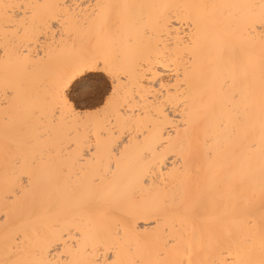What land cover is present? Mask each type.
I'll return each mask as SVG.
<instances>
[{
  "label": "snow or ice",
  "instance_id": "snow-or-ice-1",
  "mask_svg": "<svg viewBox=\"0 0 264 264\" xmlns=\"http://www.w3.org/2000/svg\"><path fill=\"white\" fill-rule=\"evenodd\" d=\"M152 7L85 5L78 0L0 4L5 20L0 51L5 58L14 54L19 70L13 82L5 66L0 100V154L11 174L0 212L5 228L34 182L30 169L57 150L97 168L98 182L126 170L136 188L151 191L159 187L158 180L166 184L169 177H184L179 193L169 194L166 188L160 193L161 210L174 209L172 230L166 226L163 237H137L133 248V220L122 217L113 226L107 209H97L89 212L87 225L75 216L49 222L42 234L35 232L38 247L31 260L9 253L0 264H264V227L260 258L255 260L253 240H242L239 232L224 227L227 208L206 199L193 180L199 175L196 161L201 152L212 155L210 130L223 132L247 119L249 85L242 78L243 66L234 58L231 75L218 83L213 79L212 96L194 115L187 100H181L194 75L188 55L193 41L183 48L177 42L173 48L164 31L171 27L168 16L146 17L135 11ZM261 8L259 27L264 31V5ZM194 19H188L190 26ZM206 78L201 71L199 79ZM260 103L264 131V68ZM170 107L184 109L179 123L170 116ZM178 149L184 164L169 169L168 161ZM84 207L96 205L88 201ZM232 211L246 215L249 222L253 218L250 209L233 204ZM29 213L39 216L40 209L33 205ZM21 236L29 239L20 228L8 232L6 239L20 244Z\"/></svg>",
  "mask_w": 264,
  "mask_h": 264
},
{
  "label": "bare ground",
  "instance_id": "bare-ground-1",
  "mask_svg": "<svg viewBox=\"0 0 264 264\" xmlns=\"http://www.w3.org/2000/svg\"><path fill=\"white\" fill-rule=\"evenodd\" d=\"M25 0H0V4H20ZM40 2L56 3L58 0H40ZM88 5L97 2L130 3L155 5L156 7L136 9L144 16H168L171 27L165 28L175 48L177 42L183 48L189 40L193 41L188 55L191 57L194 75L187 93L181 89V100L186 99L188 108L193 114H198L202 101L207 102L212 96L213 79L231 75L233 59L243 66L246 76L242 77L249 85L248 115L242 125H228L226 131L215 129L209 133V147L212 155L202 151L196 161L199 175L193 176L198 181L199 189L204 197L227 208L224 216V227L233 232H239L242 240H253L251 258H260V230L264 227V131H262L261 114V78L264 68V31L259 27L264 0H78ZM162 5L170 7L164 8ZM186 5H208L204 9L186 8ZM215 5L216 7H212ZM224 5H239L240 7H221ZM13 10H9L12 12ZM85 11H89L85 9ZM194 17L190 26L188 19ZM255 21L252 27L251 22ZM5 20L3 9H0V49L4 44ZM187 34V35H185ZM174 54L170 52L169 55ZM7 73L13 82L19 72L14 54L7 58L0 51V90L2 92ZM206 72L207 78L199 79L200 72ZM175 83V80H172ZM180 101H177L179 103ZM184 109L169 108L171 117L177 118V123L183 119ZM3 119L0 111V121ZM43 156V163L30 169L34 182L26 191L17 210L5 228L0 221V260L9 253L14 258L31 260L34 250L38 247L35 239L37 230L42 234L45 227L52 221H63L71 216L77 217L87 225L89 212L97 209H107L110 222L122 217L133 220L135 235L130 240L133 248L136 238L163 237L165 227L171 231L174 211L169 207L168 213L161 210L160 193L167 189L169 194L182 188L180 180L184 177H169L166 184L157 181L158 188H136L129 171L122 170L118 176H109L103 182L95 177L99 170L89 166L87 162H78L72 155L59 154ZM184 164L179 149L177 155L168 161V168L180 169ZM192 162H189L191 166ZM167 175V173H166ZM11 179L6 173L3 156L0 154V212L3 211V194L6 183ZM135 189V191H134ZM88 201L94 202L95 208H85ZM171 205V201H169ZM235 204L241 209H250L253 218L249 222L246 215L232 211ZM40 209V215L29 213L33 206ZM159 217V219H158ZM108 222V221H106ZM20 228L27 233L28 240L21 236V243L15 238L6 239V234ZM245 253H242L244 255Z\"/></svg>",
  "mask_w": 264,
  "mask_h": 264
},
{
  "label": "rangeland",
  "instance_id": "rangeland-1",
  "mask_svg": "<svg viewBox=\"0 0 264 264\" xmlns=\"http://www.w3.org/2000/svg\"><path fill=\"white\" fill-rule=\"evenodd\" d=\"M0 98H1V90H0Z\"/></svg>",
  "mask_w": 264,
  "mask_h": 264
}]
</instances>
